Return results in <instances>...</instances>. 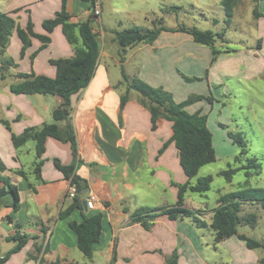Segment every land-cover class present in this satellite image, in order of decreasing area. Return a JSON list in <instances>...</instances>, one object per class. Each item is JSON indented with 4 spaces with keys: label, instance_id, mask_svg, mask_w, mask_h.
Segmentation results:
<instances>
[{
    "label": "crops",
    "instance_id": "1",
    "mask_svg": "<svg viewBox=\"0 0 264 264\" xmlns=\"http://www.w3.org/2000/svg\"><path fill=\"white\" fill-rule=\"evenodd\" d=\"M50 1L0 0V13L12 17L21 29L31 23L36 35L47 36L42 24L62 5V0ZM94 6L100 11L97 17L92 14ZM66 10L71 23L89 18L102 23V7L95 0H66ZM256 16V44L252 47L233 50L219 40L212 49L195 43L185 33L162 32L152 44L128 48L124 62H114L118 72L104 60L112 57L100 49L89 84L71 97L77 159L73 158L68 143L47 138L39 177L34 172L35 144L15 149L11 135L50 124L51 112L62 100L42 96L40 106L31 97L16 96L10 89L0 93V163L4 166L0 177L7 179L18 195L15 207L10 191L0 196V257L16 246L14 236L25 238L22 249L9 255L5 264H165L166 257L173 252L178 256L177 264H258L263 256L247 249L237 237L214 245L213 232L206 238L187 219L170 221L159 216L150 230L131 222V213L139 207L173 206L178 188L186 183L187 177L171 140L172 123L152 116L132 91L120 109V97L127 89L122 68L128 77L164 89L176 103L192 95L213 99L212 105L201 101L186 108L189 114L206 115L208 126L210 114L221 105L219 87L223 97L226 92L231 93L225 81L244 82L264 75V0L256 3ZM15 36L14 33L9 43L20 54L21 43L17 36L16 42ZM48 36V46L38 52L28 68L24 67L23 73L53 79L56 72L49 61L72 56V47L60 26ZM40 46V41L32 38L20 59L29 61ZM213 50L217 51L215 58ZM192 78L198 81L187 80ZM54 160L62 166L73 165L75 177L86 187L77 196L81 208H74L62 218L60 214L72 206L74 199L66 197L69 181L56 169ZM3 188L6 186L0 181V190ZM91 195L96 197V208L85 210L82 203ZM190 204L193 201L186 194L184 206L202 210ZM211 212L204 210L206 222L210 221ZM95 214L102 215L101 235L91 259L87 260L77 249L76 236L68 225ZM36 249H40L39 253Z\"/></svg>",
    "mask_w": 264,
    "mask_h": 264
},
{
    "label": "trees",
    "instance_id": "2",
    "mask_svg": "<svg viewBox=\"0 0 264 264\" xmlns=\"http://www.w3.org/2000/svg\"><path fill=\"white\" fill-rule=\"evenodd\" d=\"M235 0H222L225 14L228 19L232 17V5ZM175 9V8H173ZM254 16L256 12L254 11ZM94 21L89 18L79 23H71L70 15L66 10V0H62L61 8L55 15L43 22L42 27L47 36H39L33 32L32 24L28 23L25 29L17 26L16 21L7 14L0 13V63L2 69L5 66L11 67L14 64L12 60L5 58L10 38L15 33L21 43L20 56L23 57L26 50L31 45V39L40 41L39 49L30 56V62L33 63L38 52L48 46L50 43V35L55 28L61 27L62 33L72 47V56L70 58L50 60L49 63L55 68L56 75L53 79L41 75L31 73H17L16 77L19 81L10 86L11 93L15 95H25L35 97L40 94L42 96H52L61 98L58 107L52 110V120L50 124H43L41 127H29L18 135H11L12 144L15 149L21 148L29 141L35 144L34 172L39 177L40 169L43 164L41 157L44 153V144L47 138H53L63 143H68L72 149L74 159H77L76 138L71 122L72 104L71 97L81 90L85 89L89 84L99 56L100 45L98 34L94 31L92 24ZM162 20L153 22V30H142L139 28H130L114 33V42L119 46L120 63L125 60L124 55L128 48L138 45L152 44L162 32H181L192 37L195 43L209 46L213 49L219 39L225 42L222 34H214L211 31H201L196 28H186L183 26L167 29L163 27ZM213 55L217 51L213 50ZM228 53V52H227ZM122 80L127 84L126 92L120 97V109L129 99V92L133 91L139 95V101L152 116L162 118L172 123L171 140L179 153L180 166L187 177L185 184L178 188L177 202L171 207L150 208L139 207L134 210L130 219L133 223H139L145 230H150L154 221L159 216H166L170 221L189 220L192 225L199 230L209 229L214 233V245L229 239L237 237L244 243L247 249L264 251V243L253 240L246 235L238 232L239 227L249 226L254 229L257 223L256 215L251 213L247 216H240L242 207L245 205H256L259 210L264 213V189L249 188L242 191L229 193L221 196L217 201V207L212 210L210 221L206 222L203 218L204 210H191L184 206L186 194H205L210 190L212 182L211 176L197 179L192 184L200 169L208 164L216 161V153L213 147V136L207 126V116L199 112L189 114L186 108L190 105L201 101H207L210 105L213 99L192 95L185 101L176 103L170 93L162 88H153L138 78L128 77L121 68ZM1 79H5V75L1 74ZM188 81H198L196 78L187 79ZM4 126L9 130V125L4 122ZM63 124V127L60 125ZM222 127V125H219ZM239 149V156L235 158L236 162H240L242 157L247 154L246 145L242 138L228 134ZM249 165L228 169L219 173L228 182L231 181L236 171L242 169H259V165L254 160L248 161ZM54 166L69 181V185L76 187L77 196L85 189L84 182L74 175V166H62L58 160H54ZM0 171H4V166L0 163ZM25 178L23 172L18 173ZM247 177L251 173H245ZM6 189L0 190V196L10 191L14 197V207L18 202V195L14 186L7 179L0 177ZM35 192V189L32 187ZM73 200L72 206L60 214V218L66 216L74 208H81L78 197ZM102 215L95 214L84 218L82 222L69 223L70 230L76 236L77 249L83 256L90 260L93 253V247L99 242L101 235ZM13 240L17 241L16 246L6 256L0 259V264H5L8 256L20 251L25 244V238L14 236ZM40 249H36L39 253ZM29 258H33L29 255ZM177 253L173 252L166 257L165 264H177ZM258 264H264V257L258 261Z\"/></svg>",
    "mask_w": 264,
    "mask_h": 264
},
{
    "label": "rangeland",
    "instance_id": "3",
    "mask_svg": "<svg viewBox=\"0 0 264 264\" xmlns=\"http://www.w3.org/2000/svg\"><path fill=\"white\" fill-rule=\"evenodd\" d=\"M95 1L99 2L102 7V23L94 22L92 27L98 34L100 49L113 58L104 59L112 67L111 69H115L114 62L120 60V48L114 42V33L130 28L153 30V22L156 20H162L163 27L167 29L183 26L201 31H211L214 34L223 33L226 46L233 50L239 49L240 46L252 47L256 44L254 11L256 12L258 0H235L232 5L231 19L226 17L222 0ZM15 40L18 42L16 36ZM217 44H219V39ZM7 49L5 58L12 60L14 65L5 66L2 69L0 63V76L1 74L6 76L4 80L0 77L1 94L5 89H10L8 88L10 85L17 82H15L17 73H23L31 63L30 60L20 59L23 57L14 48L13 43H9ZM126 56L127 53L124 58ZM115 71L118 72V69ZM198 85L193 84L192 86ZM225 86L231 93L229 95L226 92V96L223 97L222 89L219 87L218 100L223 106L218 104L214 108L208 123V128L213 135L216 161L203 166L198 175L192 179V184H195L197 179L211 176L210 190L202 195L188 194L198 209L208 212L217 207L218 199L225 194L249 188L264 189V75L244 82L228 79L225 81ZM133 93L139 97L136 92ZM31 98L39 105L36 97ZM48 98H52V96H48ZM228 134L234 137L239 135L246 145L247 154L242 157L240 162H236L235 158L239 156L241 149L233 143ZM33 143V141H29L26 146ZM249 160H254L259 165V169L236 171L230 182L219 175L228 169L247 166ZM246 172L251 173L249 177L246 176ZM251 213L256 215L257 226L254 229L249 226L239 227L238 231L253 240L264 243V213L255 206L245 205L242 207L240 216H247ZM200 231L206 238L212 234L209 229ZM255 252L257 256L264 257L262 249H257Z\"/></svg>",
    "mask_w": 264,
    "mask_h": 264
},
{
    "label": "built area",
    "instance_id": "4",
    "mask_svg": "<svg viewBox=\"0 0 264 264\" xmlns=\"http://www.w3.org/2000/svg\"><path fill=\"white\" fill-rule=\"evenodd\" d=\"M92 14L94 17L99 16L100 14L99 8L94 6ZM76 196H77L76 187L73 185H69L66 191V197L69 199H74ZM86 208L89 210H93L96 208V197L94 195H91L86 201ZM1 258L2 257H0V259Z\"/></svg>",
    "mask_w": 264,
    "mask_h": 264
},
{
    "label": "water",
    "instance_id": "5",
    "mask_svg": "<svg viewBox=\"0 0 264 264\" xmlns=\"http://www.w3.org/2000/svg\"><path fill=\"white\" fill-rule=\"evenodd\" d=\"M35 97L37 98L39 105L42 106L43 105L42 95L37 94ZM82 205H83V208L86 210L87 208H86V202L85 201L82 203Z\"/></svg>",
    "mask_w": 264,
    "mask_h": 264
}]
</instances>
